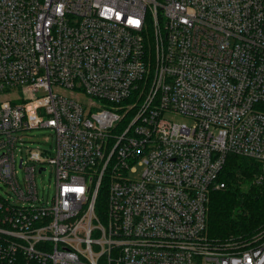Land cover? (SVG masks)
Instances as JSON below:
<instances>
[{
	"label": "built area",
	"instance_id": "obj_1",
	"mask_svg": "<svg viewBox=\"0 0 264 264\" xmlns=\"http://www.w3.org/2000/svg\"><path fill=\"white\" fill-rule=\"evenodd\" d=\"M14 94L0 264H264V240L231 253L206 237L229 155L264 182V0H0V96ZM31 130L55 146L29 147Z\"/></svg>",
	"mask_w": 264,
	"mask_h": 264
},
{
	"label": "trees",
	"instance_id": "obj_2",
	"mask_svg": "<svg viewBox=\"0 0 264 264\" xmlns=\"http://www.w3.org/2000/svg\"><path fill=\"white\" fill-rule=\"evenodd\" d=\"M260 165L229 155L220 180L225 188L212 192L207 218V245L219 252L240 253L264 240V182L255 184Z\"/></svg>",
	"mask_w": 264,
	"mask_h": 264
},
{
	"label": "rangeland",
	"instance_id": "obj_3",
	"mask_svg": "<svg viewBox=\"0 0 264 264\" xmlns=\"http://www.w3.org/2000/svg\"><path fill=\"white\" fill-rule=\"evenodd\" d=\"M66 96H71V93L66 91L63 92ZM17 96L14 95H5L0 96V103L5 102L8 100L16 101ZM168 119H172L177 122H185L188 121L182 116L177 115H170ZM53 134L49 130H31L27 132L26 140L28 141V146L33 148H42L45 150H49L50 145L53 144L55 146V140H53ZM18 161V169H19V179L23 181L25 172L24 170L19 168V157L17 159ZM46 170L42 174L37 175V187L40 196L44 197L46 199L47 196H49V199L52 198L55 192L54 188V176L52 175V170L49 165H45ZM10 194V191L6 187V185L0 180V195L8 198Z\"/></svg>",
	"mask_w": 264,
	"mask_h": 264
}]
</instances>
